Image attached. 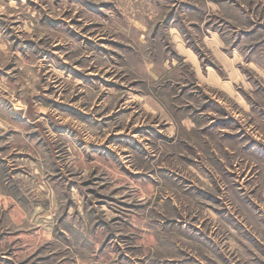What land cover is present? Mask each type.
Instances as JSON below:
<instances>
[{
    "label": "rangeland",
    "instance_id": "rangeland-1",
    "mask_svg": "<svg viewBox=\"0 0 264 264\" xmlns=\"http://www.w3.org/2000/svg\"><path fill=\"white\" fill-rule=\"evenodd\" d=\"M15 4L20 19L16 10L0 7V30L10 45L0 51V264H64L60 245L87 242L68 221L69 215L81 223L87 217L93 232L107 233L96 258L114 244L112 251L119 253L116 264H264V187L255 182L259 175L255 166L228 165L219 149L209 154L211 145L160 132L155 139L174 158L152 170L132 167L124 159L129 153L130 160L155 164L156 156L137 138L155 120L138 123L131 134L116 129L99 135L115 117L132 112V107H120L127 96L116 104L119 111H109L114 97L132 89L131 95L148 107L169 95L182 98L188 109L207 112L215 121L200 129L202 135L216 124L229 126L225 135L230 142L244 137L239 141L241 152L264 160V132L257 127L264 121V40L253 36L264 23L249 16L237 28L230 17L217 12H249V6L241 0H15ZM162 7L167 11L160 15ZM145 12L155 18L151 29L139 19ZM209 15L212 19H207ZM29 18L26 31L17 32ZM170 22L182 31L180 39L172 47L165 44L164 50L191 60L187 53L195 45L193 65L199 63L203 72L207 64L215 73L211 78L205 75L207 84L196 85L206 102L188 91L190 80L176 85L168 81L151 92L145 91V80L125 83V71L139 56L135 33H146L145 41L155 40L161 25ZM202 22L207 29L204 43L197 35ZM226 26L237 37L258 41L245 46L250 51L244 64L234 66L218 56L213 36ZM240 42L234 40L233 47ZM15 145L25 150L11 151ZM90 149L102 151L90 158ZM106 176L119 186L105 183ZM161 182L168 187L167 200L175 212L161 210L145 217L151 196L164 199L156 191ZM128 183L135 185L141 199H129ZM60 185L67 190L62 196L57 194ZM184 205L196 214L184 210ZM140 219L145 220L143 227L136 226ZM46 221L51 237L44 239ZM118 222L121 231H113ZM157 231L166 234L178 258L160 261L139 255L159 245ZM129 244L138 246L125 247ZM54 245L58 250L52 251Z\"/></svg>",
    "mask_w": 264,
    "mask_h": 264
},
{
    "label": "clouds",
    "instance_id": "clouds-1",
    "mask_svg": "<svg viewBox=\"0 0 264 264\" xmlns=\"http://www.w3.org/2000/svg\"><path fill=\"white\" fill-rule=\"evenodd\" d=\"M243 4L249 6L250 11L244 12L243 9H234L226 12H220L217 10L218 14L225 15L226 18H231L232 21L236 24V27L239 28L243 24L248 22L249 16H256L258 23H264V0H241ZM120 6V5H118ZM0 7L7 9V11L16 10L17 18L20 19L21 14L18 9H16L15 0H0ZM27 9L25 8V12ZM167 11L166 7H162L160 10V15ZM31 15H34L31 14ZM141 23L147 24L149 29H151L154 22V17L145 12L139 16ZM207 19H212V16L209 15ZM88 20H85V23H88ZM206 22V21H205ZM22 28L18 29L17 32L26 31L27 27L31 24V19L23 20ZM11 26V25H9ZM202 31L197 33L201 43L206 42L205 36L207 34V29L203 27V22L201 23ZM182 31V29L180 30ZM180 31L176 27L172 26L170 22L167 26L161 25L158 30V34L155 40H143L142 36L146 33H135V44L139 52V56L136 59V62L133 66H130L125 71V76L128 77V80L125 83H131L132 80H145L147 82V88L145 91L151 92L153 89H159L162 84L171 81V85H176L190 80L192 83V88L189 92H196L201 97V103L206 102L203 100V93L200 92V89L196 88L198 83L207 84L208 80L205 79V75L209 78L215 75L214 72L209 71L208 65H204V71H200L199 63L195 66L192 61L196 59L197 53L191 51V48H194L195 45H191L187 55L191 57L190 59H181L179 56L170 55L164 50V45L167 44L168 47H172L177 40L180 39ZM187 36V33H185ZM254 37H258L259 40H264V29L257 28V32L253 34ZM213 39L218 42V56L223 58V60L228 61L229 63L236 65L244 64V58L247 56L248 51L245 46L249 43L258 42L254 41L252 38L245 39L244 37H237L234 35V29L230 26H226L223 31L220 32V35L213 36ZM239 39L241 42L233 47L234 40ZM7 37L4 36L3 31L0 30V51H7L10 48V45L6 44ZM264 48V45H261ZM202 59H207V56L203 52H199ZM12 56H16L17 53H12ZM155 62V63H153ZM17 64L22 63L21 60L16 61ZM246 67L252 68L254 65L248 64ZM106 68H109L108 65H105ZM109 70H113L109 68ZM219 71V69H217ZM237 72H240V68H236ZM123 79V77H122ZM170 85V87H171ZM141 90V89H136ZM103 91V89H101ZM132 89L124 92L113 98L109 111L116 108V104L119 103V100L124 96H127L129 99L125 104H121L120 107H132V112L127 115H122L120 117H115L114 122L110 123L106 131H101L99 135L104 136L107 133L113 132L116 129H125L130 134L132 128H135L139 123L143 125L145 122L152 123L155 120V123L152 127L142 128L141 132L138 134V139L143 142V147L148 149V152L151 155L156 156V161L154 165L145 164L144 162L136 159H129L132 156V153H129V157H124V159L135 168L144 167L148 170L153 168H160L164 165L166 161H169L174 158L167 151L161 149V145L155 139L160 132H163L165 135H176L177 140L186 139L189 142H200L212 146V149H219L221 154L227 160L228 165L231 164H241V168L245 167H256V171L259 174L255 177V182L264 187V160H254L251 157H246L241 152V144L239 141L244 140V137H238L236 142H230L232 138L225 135L229 126L216 124L215 127L207 128V134H201L200 129L207 127L208 124H215V121H212L207 114V112H197L196 108L193 107L188 109L182 98L173 100L172 96L169 95L166 99H162L160 103L152 102L151 107L143 101H138L136 97L132 96ZM187 95V93H185ZM136 103L140 104V107L137 108ZM190 103V101H189ZM163 104V107L161 106ZM108 106L102 105L100 111H104V107ZM139 112L137 116L136 113ZM157 115H152V113ZM135 117V118H133ZM129 122H131V128L129 127ZM164 123V127L160 128V123ZM107 123V122H106ZM253 124H257L256 121H253ZM103 128V125L98 126ZM258 130L264 132V121L260 122L258 125ZM153 128L156 131H153ZM162 140L163 137H160ZM247 141H245L246 143ZM10 145L12 141L8 142ZM134 143V141L132 142ZM111 146V143L110 145ZM139 148V146L137 145ZM225 149H229L233 154L229 155ZM25 150L20 145H15L11 147V151H23ZM57 153L61 152V149L57 148ZM96 151H102L99 149H90L89 155L90 158L92 155H95ZM142 151V149H141ZM243 161V163H241ZM71 175V172H69ZM147 181V178H142ZM159 179V176L156 177ZM105 183H111L113 187L119 186L115 181H112L110 177L106 176L104 178ZM124 183V181H121ZM148 189H145L147 191ZM67 190L60 185L57 188V194L62 196ZM159 193L160 197H163V200H158L156 196H151L153 200L152 205L149 210L143 213V216L150 218L149 213L155 214L163 211L175 212V209L172 206V201L167 200L168 187L163 182H161L156 190ZM127 193L130 200L141 199L140 192L136 189L135 185L128 183ZM175 198L180 200V196L177 193ZM182 202V201H181ZM154 210V211H153ZM184 210L192 212V209L184 205ZM54 214V213H53ZM179 215V213H176ZM195 215V212H192ZM68 221L73 224V226L80 232L83 233L86 238V243L83 241L84 246H81V243L72 241L71 246L60 245V249L63 250L64 255L61 257L64 264H116L118 252H113L112 248L115 247L114 244L105 247V253L101 254L99 258H96V250L101 246H104V241L107 238V233L93 232L91 228V223L85 218L84 222L81 223L79 218L72 220L71 215L68 217ZM137 227H143L145 223L144 219L135 221ZM63 230V228L61 229ZM113 231H121L119 222L112 226ZM157 240H159V245L149 249H143L139 255L141 257L148 256L149 259L156 260H167L169 258H178L175 252L174 246L169 241V238L164 232L157 231L155 233ZM51 237V227L46 221L44 224V239ZM142 243V242H141ZM138 245H125V247H137ZM58 250L55 245L52 248V251ZM154 253V255H153ZM132 255L135 257L137 253L133 252ZM264 259V257H261Z\"/></svg>",
    "mask_w": 264,
    "mask_h": 264
}]
</instances>
